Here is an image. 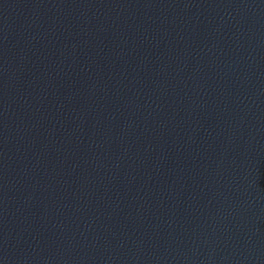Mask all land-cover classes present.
Wrapping results in <instances>:
<instances>
[{"label":"water","instance_id":"water-1","mask_svg":"<svg viewBox=\"0 0 264 264\" xmlns=\"http://www.w3.org/2000/svg\"><path fill=\"white\" fill-rule=\"evenodd\" d=\"M0 264H264V0H0Z\"/></svg>","mask_w":264,"mask_h":264}]
</instances>
